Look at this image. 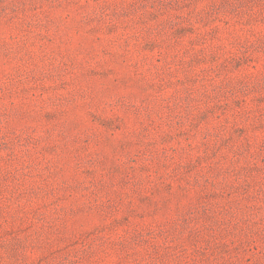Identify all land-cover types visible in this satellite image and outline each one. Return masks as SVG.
Listing matches in <instances>:
<instances>
[{
    "label": "rangeland",
    "instance_id": "1",
    "mask_svg": "<svg viewBox=\"0 0 264 264\" xmlns=\"http://www.w3.org/2000/svg\"><path fill=\"white\" fill-rule=\"evenodd\" d=\"M0 264H264V0H0Z\"/></svg>",
    "mask_w": 264,
    "mask_h": 264
}]
</instances>
